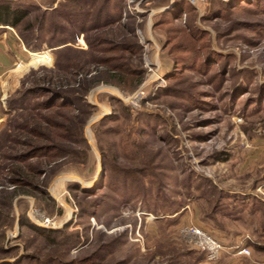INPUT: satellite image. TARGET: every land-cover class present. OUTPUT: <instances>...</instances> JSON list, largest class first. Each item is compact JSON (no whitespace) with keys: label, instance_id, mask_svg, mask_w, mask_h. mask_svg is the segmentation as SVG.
I'll return each mask as SVG.
<instances>
[{"label":"rangeland","instance_id":"obj_1","mask_svg":"<svg viewBox=\"0 0 264 264\" xmlns=\"http://www.w3.org/2000/svg\"><path fill=\"white\" fill-rule=\"evenodd\" d=\"M31 1L43 10L57 5L50 3L52 0ZM186 1L195 10H186L182 16L176 13L167 20L165 12L179 11L172 9L176 0L107 3L106 9L123 6L125 16L119 26L126 25L134 32L122 37L119 26L107 28L101 34L111 44L103 48L109 51L113 45L136 42L139 68L145 75L131 91L99 84L84 101L95 110L77 102L75 110L67 114L80 127L79 137L64 144L65 149L83 153L77 163L70 162L69 155L59 168L48 166L45 159L29 162L46 169L47 197L37 192L14 198V222L5 230L6 253L0 255V264L23 258L22 264H48L49 258L54 260L52 264H249L245 260H264L256 250L249 249L250 255L242 257L229 249L218 262L208 263L181 234L183 227L197 225L227 244L222 235L211 233L214 223L202 224L200 217L211 208L209 199L233 191L264 193V6L261 3L259 9L252 5L259 0H247L242 9L233 13L227 9L224 18L209 20L212 8L220 3L226 6L231 0ZM101 3L100 7L103 0ZM163 18L165 24L155 27ZM173 29L178 31L172 33ZM197 30L209 35L201 41L191 38ZM168 38L171 46L186 47L194 62L206 45L207 52L221 54L223 59H213L207 77L198 70L168 79L167 68L173 58L162 50ZM76 46L87 49L83 36ZM119 56L129 58L120 51L98 57ZM54 59V51L46 46L38 53L28 51L24 60L14 63L11 72L0 79V131L7 128L8 135L7 140L0 138L4 190L14 188L6 169L18 166L8 160L25 151L17 145V140L25 137L14 123L23 124L18 116L28 113L19 109L5 114L6 102L32 87L31 72L52 68ZM129 62L133 68L138 66L135 58L130 57ZM196 63L202 69L203 59ZM149 69L157 72L158 78ZM238 84L244 89L237 93ZM139 91L144 97L137 107L132 106L129 99ZM101 166L106 168L104 185L94 190V196L84 198L70 187L76 184L82 190H92L100 179ZM96 200L103 203L94 211L91 206ZM35 212L53 221L54 228L40 226ZM21 218L47 237L21 226ZM217 222L225 229L230 225L220 217ZM60 231L67 237L78 233L79 244L69 248L48 242L52 233ZM28 257L35 260L25 259Z\"/></svg>","mask_w":264,"mask_h":264},{"label":"trees","instance_id":"obj_2","mask_svg":"<svg viewBox=\"0 0 264 264\" xmlns=\"http://www.w3.org/2000/svg\"><path fill=\"white\" fill-rule=\"evenodd\" d=\"M112 0H52L50 3L57 5L51 10H43L41 5L31 0H0V26L12 28L22 44L28 51L38 53L43 46L54 51V66L50 69L43 68L39 74L33 72L31 75L32 87L26 89L23 93H18L14 98L7 100L5 114H10L16 110L28 112L26 117L20 114L19 122L23 124H15L20 133L24 135V139H18L19 148L25 147V151H19L13 156L12 163L18 166H10L8 171V182L13 184L10 191L4 190L0 183V255H4L5 230L12 227L14 218L12 216L13 200L19 194L31 195L39 193L47 197L46 187V169L41 165L29 163L32 159H45L48 166L59 168L63 165V161L67 156H71L70 162L77 163L83 153L76 150L65 149V143L71 142L74 137H79V123L67 114L72 113L77 102L84 103L88 108L95 110L94 106L86 104L85 98L91 89L99 84L110 85L124 91L134 90L142 81L145 75L144 70L140 67V47L137 43L116 44L107 51L103 46L111 44L102 31L107 28L119 26L121 19L125 16L123 6H114L112 9H106L107 3ZM254 2L252 5L256 7L264 6V0ZM247 0H231L226 6L221 4L216 8H212L209 20H217L224 18V12L230 9V12L243 8L242 4ZM250 2V1H249ZM49 3V4H50ZM252 2H250L251 4ZM179 11L170 10L163 14L166 20L178 13L182 16L184 12L195 10L186 0H176L173 8ZM264 11V7L262 8ZM165 18L155 23V27L165 24ZM124 35L133 36V30L128 29L126 25L119 26ZM178 30H172V33ZM180 31V30H179ZM196 35L191 38L202 40L207 32L197 30ZM191 35V34H190ZM83 36L87 49H81L76 46L80 37ZM112 36V35H111ZM121 37V36H120ZM119 37V38H120ZM172 39L168 38L162 46V50L166 51V56L173 58L170 68H167V78L172 79L177 75H184L188 71L198 72L208 76V70L213 65V59H223L221 54L213 51L207 52L209 45H206L204 53L198 55L196 60L203 59V63L198 69L196 60H191L190 51L186 47L171 46ZM169 47V48H168ZM168 49V50H167ZM123 52L128 53L129 58L125 56L101 58L107 52ZM180 51V52H179ZM176 53H181L179 57ZM127 55V54H125ZM176 58H174L175 56ZM127 57V56H126ZM135 58L137 61L136 68L129 64V59ZM225 72V69H223ZM215 77H210L213 80ZM224 79V74L222 76ZM216 80V79H215ZM244 89L238 84L234 90L238 93ZM246 89V88H245ZM236 93L234 94L235 97ZM234 99V98H233ZM252 101V99H249ZM26 109V110H25ZM57 109V110H56ZM2 111V110H1ZM20 112V113H21ZM42 112V113H40ZM6 129L0 131V138L8 139ZM223 159V158H222ZM227 161V160H225ZM24 165V166H22ZM106 168L101 166V176L97 185L92 190H82L78 185H70L73 190L80 191L84 198L94 196V190L102 188L104 185V176ZM40 180V181H38ZM40 185L42 188H40ZM228 196H212L209 199L211 208L208 212H204L200 217L202 223L207 225V221L219 225L217 218H227V202ZM144 200H142L143 203ZM102 201H94L92 208L94 211L102 205ZM145 204V202H144ZM226 206V209H225ZM81 211H84L81 208ZM171 213L173 208H170ZM20 219L21 226H27L30 230L45 236L44 232L29 225L25 220ZM220 226V225H219ZM54 236L47 241L53 244L68 246L75 248L79 244L78 233H73L69 237L64 232L52 233ZM64 240L61 242V240ZM61 237V238H60ZM47 239V238H46ZM264 251V248H263ZM205 259V254L200 252ZM27 260L34 261L35 258L28 257ZM24 258L12 264H22ZM54 260H48V264H52ZM83 261H91L83 260ZM92 262V261H91ZM9 264V263H1ZM59 264H74V262H59Z\"/></svg>","mask_w":264,"mask_h":264},{"label":"crops","instance_id":"obj_3","mask_svg":"<svg viewBox=\"0 0 264 264\" xmlns=\"http://www.w3.org/2000/svg\"><path fill=\"white\" fill-rule=\"evenodd\" d=\"M26 53L28 51L19 43V38L15 31L12 28L0 26V79L6 73L11 72V67L14 63H21ZM228 197L227 210L229 212L225 220L230 225L227 229L219 225L216 227L211 226V233L217 232V236L222 235L227 239V244L230 246L222 243L229 248L240 245L241 247L256 250L264 256V193L257 192V190L247 193L233 191L228 193ZM202 224L206 226V224ZM241 234H245V236ZM249 260L251 261L252 259ZM249 260L245 261L249 264L264 263V260L259 262L254 260L249 262Z\"/></svg>","mask_w":264,"mask_h":264},{"label":"built area","instance_id":"obj_4","mask_svg":"<svg viewBox=\"0 0 264 264\" xmlns=\"http://www.w3.org/2000/svg\"><path fill=\"white\" fill-rule=\"evenodd\" d=\"M149 72H152L156 78H158L157 72L149 69ZM143 91V90H142ZM139 91L135 93L129 100L132 106H138L139 102L144 97V92ZM34 216L37 218L39 225L44 228H54L53 221H49L47 218H43L40 215H37L36 212ZM181 234L184 240L194 247L196 250L205 254V260L208 263H216L220 258L228 253L229 249L237 250L234 255L237 256H248L250 251L248 248L236 246L233 248H226V246L218 241L216 238L212 237L208 232H206L202 227L197 225L185 226L181 229Z\"/></svg>","mask_w":264,"mask_h":264}]
</instances>
